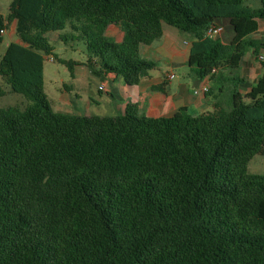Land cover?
I'll return each instance as SVG.
<instances>
[{
    "label": "trees",
    "instance_id": "16d2710c",
    "mask_svg": "<svg viewBox=\"0 0 264 264\" xmlns=\"http://www.w3.org/2000/svg\"><path fill=\"white\" fill-rule=\"evenodd\" d=\"M253 1L12 0L0 13V45L17 21L0 61V98L7 84L28 105L0 108V264H264V175L249 172L264 156V75L247 94L218 87L238 82L243 58L264 47L252 37L264 0ZM224 21L229 43L207 36ZM164 24L194 38L189 66L215 83L211 111L54 110L44 88L48 33L69 26L62 39L83 42L93 73L136 86L156 68L140 50L161 39ZM62 62L75 78L80 63Z\"/></svg>",
    "mask_w": 264,
    "mask_h": 264
},
{
    "label": "crops",
    "instance_id": "0c3cea01",
    "mask_svg": "<svg viewBox=\"0 0 264 264\" xmlns=\"http://www.w3.org/2000/svg\"><path fill=\"white\" fill-rule=\"evenodd\" d=\"M259 4L260 0H257V4L254 6ZM222 26L224 33L218 38L224 43H229L233 38L232 31H228L229 22L224 21ZM108 35L115 38L117 42L123 40V33L116 27H111ZM252 37L256 40L264 39V20H259V30ZM193 42L194 38L190 34L164 24L161 39L140 50L141 58L154 62L156 68L136 86L124 84L117 88L111 81H118V75L109 74L106 76V80L111 82V90L117 93L115 98L113 96L110 100H116V98L121 100V103L117 105L124 113L128 109L134 108L138 114L151 118L171 117L184 107L192 116L211 111L218 92L217 90L213 91L215 84L213 79L198 80L192 74L189 56ZM263 49L261 48L259 54L264 52ZM263 75L264 63L256 57L253 51H250L241 62L237 73L239 81L230 85L229 80L232 79L230 76L222 82L227 84L226 87L237 85L242 94H247ZM171 76L174 78L170 79ZM161 86L163 89L155 90V87ZM205 87L209 88L206 93L204 92Z\"/></svg>",
    "mask_w": 264,
    "mask_h": 264
},
{
    "label": "rangeland",
    "instance_id": "374dc122",
    "mask_svg": "<svg viewBox=\"0 0 264 264\" xmlns=\"http://www.w3.org/2000/svg\"><path fill=\"white\" fill-rule=\"evenodd\" d=\"M254 1V4H257V0ZM11 2L12 0H0L1 14L8 12ZM71 33L72 30L68 26L63 31L47 34L49 43L53 48L52 57L54 60L51 61L47 57L45 58L44 88L54 110L59 113L80 116L97 115L105 117L124 114V111L120 110L117 105L121 103V100L118 98L110 100V98H113V96L115 98L117 95L116 91L111 90V82L115 87L119 88L124 85L123 81L119 78L118 81L110 82V80H106V75L99 76L93 73L87 66L91 57L83 42H72L71 39L64 41L62 39L66 38V36L69 38ZM112 39L116 40L115 38ZM10 42V35H4V41L0 45V61ZM261 53L264 55L263 51ZM62 61L80 63V65L75 66V78L72 77L69 67ZM223 86H227V84L221 81L218 87ZM4 88L7 91V95L0 98V108L19 107L24 109L27 107L28 101L22 94L11 92L10 86L7 84L4 85ZM249 172L251 174L264 175L263 155H256L253 158L249 165Z\"/></svg>",
    "mask_w": 264,
    "mask_h": 264
},
{
    "label": "built area",
    "instance_id": "2783aa9c",
    "mask_svg": "<svg viewBox=\"0 0 264 264\" xmlns=\"http://www.w3.org/2000/svg\"><path fill=\"white\" fill-rule=\"evenodd\" d=\"M1 33L3 34V35H6L8 32L7 31H5V30H3V31H1ZM224 33V27L223 26H220V25H213V26H211L209 29H208V31H207V36H209L210 38H218V37H220L222 34ZM49 60H51V61H53L54 59H53V57H47ZM258 58H259V60L261 61V62H263L264 63V55H262V54H259V56H258ZM174 78V76H171L170 77V79H173ZM102 88V87H101ZM209 91V88L208 87H205L204 88V92L206 93V92H208Z\"/></svg>",
    "mask_w": 264,
    "mask_h": 264
},
{
    "label": "water",
    "instance_id": "95a60500",
    "mask_svg": "<svg viewBox=\"0 0 264 264\" xmlns=\"http://www.w3.org/2000/svg\"><path fill=\"white\" fill-rule=\"evenodd\" d=\"M16 26H17V21H14L13 25L11 26L10 32H9V35L12 39L15 37V34H16ZM16 42L23 44V42H20V40H17Z\"/></svg>",
    "mask_w": 264,
    "mask_h": 264
}]
</instances>
